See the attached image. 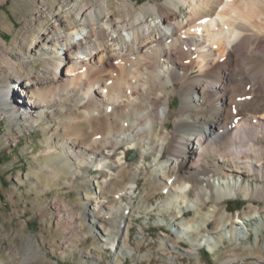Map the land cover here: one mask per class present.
I'll use <instances>...</instances> for the list:
<instances>
[{
    "label": "bare ground",
    "instance_id": "6f19581e",
    "mask_svg": "<svg viewBox=\"0 0 264 264\" xmlns=\"http://www.w3.org/2000/svg\"><path fill=\"white\" fill-rule=\"evenodd\" d=\"M176 1L189 16L177 14L174 0L140 9L132 0H75L24 51L41 69L25 75L28 56L20 68L10 61L17 74L0 89V106L26 130L53 123L47 134L61 136L48 152L64 154L65 165L106 169L96 181L100 198L120 202L147 163L164 165L165 183L152 191L166 195L158 205L173 218V232L190 238L191 254L213 249L219 233L246 240L247 225L260 216L252 203L236 214L222 203L253 195L256 189L236 178L243 170L264 179V0ZM187 61L198 72L189 80ZM177 81L183 96H198L184 105L206 101L215 113L202 134L169 130L165 96ZM188 111L178 112L177 125ZM85 138L92 141L84 145ZM122 144L139 152L137 160L117 157ZM256 192L264 197V185ZM120 248L136 253L126 236Z\"/></svg>",
    "mask_w": 264,
    "mask_h": 264
},
{
    "label": "rangeland",
    "instance_id": "374dc122",
    "mask_svg": "<svg viewBox=\"0 0 264 264\" xmlns=\"http://www.w3.org/2000/svg\"><path fill=\"white\" fill-rule=\"evenodd\" d=\"M74 1L0 0V89L17 74L10 61L20 68L23 55L28 56L25 75L43 67L32 52L25 55L24 51ZM167 1L171 0H132L137 9ZM112 2L115 5L120 0ZM173 8L182 17L190 15L176 0ZM185 65L187 79L196 77L194 66L189 61ZM182 85L177 81L170 96H165L172 114L169 130L185 137L202 134L206 124L216 119L215 113H209L206 101L200 107L184 105V99L193 102L198 96L194 91L183 96ZM182 109L189 110V118L177 125ZM32 125L31 130L24 129L19 119L0 106V264H264V197L256 192L264 185L263 178L243 170L236 178L239 175L243 184L256 189L253 195L248 200L236 195L222 203L233 214L249 203L259 208L260 216L247 225L246 240L238 243L219 233L214 236L213 249L205 246L190 254V238H179L173 232V218L158 205L166 195L159 189L152 191L153 186L165 183L160 179L164 165L147 163L148 172L138 177L133 191L120 202L110 196L100 198L96 181L101 183L106 169L97 164L79 172L72 162L65 165L64 154L48 152L49 144L61 136L60 132L53 133V138L47 134L53 123ZM81 131L71 133L77 136ZM91 139L82 142L87 145ZM126 147L122 144L117 149V157L137 160L139 152ZM133 152L136 157L130 161ZM125 236L135 249L133 255L120 248Z\"/></svg>",
    "mask_w": 264,
    "mask_h": 264
},
{
    "label": "water",
    "instance_id": "95a60500",
    "mask_svg": "<svg viewBox=\"0 0 264 264\" xmlns=\"http://www.w3.org/2000/svg\"><path fill=\"white\" fill-rule=\"evenodd\" d=\"M135 157H136V154L133 152V153L131 154V156L129 157V160L132 161V160L135 159Z\"/></svg>",
    "mask_w": 264,
    "mask_h": 264
}]
</instances>
